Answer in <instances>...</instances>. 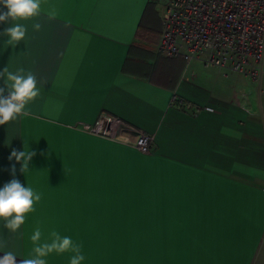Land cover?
Returning a JSON list of instances; mask_svg holds the SVG:
<instances>
[{
    "label": "crops",
    "instance_id": "0c3cea01",
    "mask_svg": "<svg viewBox=\"0 0 264 264\" xmlns=\"http://www.w3.org/2000/svg\"><path fill=\"white\" fill-rule=\"evenodd\" d=\"M154 2L42 0L16 21L27 32L15 48L0 35V71L23 68L40 89L29 115L0 126V187L15 164L41 195L17 233L0 220V256L28 258L39 228V243L55 231L82 244L81 264H264V108L219 85L233 74L157 55L145 42ZM175 94L212 110L171 107ZM103 117L154 135L153 151L84 130ZM12 149L36 153L23 174Z\"/></svg>",
    "mask_w": 264,
    "mask_h": 264
},
{
    "label": "built area",
    "instance_id": "2783aa9c",
    "mask_svg": "<svg viewBox=\"0 0 264 264\" xmlns=\"http://www.w3.org/2000/svg\"><path fill=\"white\" fill-rule=\"evenodd\" d=\"M161 26L159 54L248 78L260 85L263 98L264 0H173ZM170 106L194 115L212 110L188 104L177 94ZM84 130L132 146L143 154H150L154 148V135L131 134L126 123L109 117Z\"/></svg>",
    "mask_w": 264,
    "mask_h": 264
},
{
    "label": "clouds",
    "instance_id": "9594fccd",
    "mask_svg": "<svg viewBox=\"0 0 264 264\" xmlns=\"http://www.w3.org/2000/svg\"><path fill=\"white\" fill-rule=\"evenodd\" d=\"M42 0H0V24H9L0 35L7 36V45L13 48L25 38L27 28L19 20H28L37 17L41 13ZM55 12L49 13L55 17ZM34 29L39 30L41 25L36 23ZM24 69L19 68L15 73L8 70L6 66L0 71V80H3V87H0V126L6 125L9 121H16L21 115L27 116L29 112L26 105L40 95L37 87V78L31 72L26 76ZM36 155L34 151H18L12 149L9 161H15L21 165L20 172L23 174L29 168V163ZM10 174L12 179L0 187V220L5 221L4 227L12 233H17L20 226L25 222V215L34 211L33 204L41 199V195L22 184L16 178L15 164H11ZM41 231L37 228L31 240L34 242L32 254L28 258L17 259L12 251H5L0 256V264H47L45 257L53 251L63 253L71 251L69 264H81L85 259L82 255V244L73 242L69 236H61L57 232L51 233V242L39 243ZM5 247L0 243V248Z\"/></svg>",
    "mask_w": 264,
    "mask_h": 264
},
{
    "label": "rangeland",
    "instance_id": "374dc122",
    "mask_svg": "<svg viewBox=\"0 0 264 264\" xmlns=\"http://www.w3.org/2000/svg\"><path fill=\"white\" fill-rule=\"evenodd\" d=\"M173 0H155L154 4L148 11L146 21H148V32H147V41H145L148 45L155 47V53H157V44L160 39L161 34V22L163 14L166 8L170 5V2ZM157 55L162 56L157 53ZM164 57V56H163ZM201 65V64H200ZM225 89L227 88H235L237 86H244L247 89V94L245 97L247 98L249 105L253 107L254 111L257 113H261L260 111L264 108V96L260 97V85L248 78L239 75H230L227 80L221 79V82ZM239 84V85H238ZM223 89V88H221ZM258 254V251H257ZM258 256V255H257ZM256 256V257H257ZM258 257L256 260L257 264Z\"/></svg>",
    "mask_w": 264,
    "mask_h": 264
},
{
    "label": "trees",
    "instance_id": "16d2710c",
    "mask_svg": "<svg viewBox=\"0 0 264 264\" xmlns=\"http://www.w3.org/2000/svg\"><path fill=\"white\" fill-rule=\"evenodd\" d=\"M160 37H161V34H160Z\"/></svg>",
    "mask_w": 264,
    "mask_h": 264
}]
</instances>
